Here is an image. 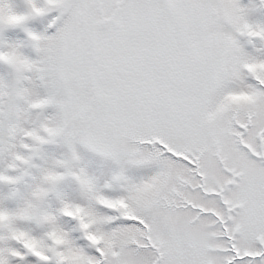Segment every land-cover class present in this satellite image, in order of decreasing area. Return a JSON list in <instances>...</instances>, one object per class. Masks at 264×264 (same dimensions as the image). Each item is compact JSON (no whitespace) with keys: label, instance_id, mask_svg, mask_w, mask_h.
Listing matches in <instances>:
<instances>
[{"label":"snow or ice","instance_id":"1","mask_svg":"<svg viewBox=\"0 0 264 264\" xmlns=\"http://www.w3.org/2000/svg\"><path fill=\"white\" fill-rule=\"evenodd\" d=\"M0 264H264V0H0Z\"/></svg>","mask_w":264,"mask_h":264}]
</instances>
